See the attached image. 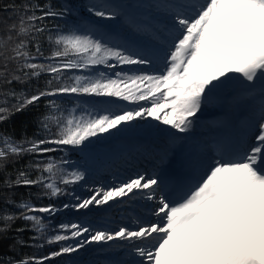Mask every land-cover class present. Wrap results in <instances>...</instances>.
<instances>
[{
    "label": "snow or ice",
    "instance_id": "6c2138e0",
    "mask_svg": "<svg viewBox=\"0 0 264 264\" xmlns=\"http://www.w3.org/2000/svg\"><path fill=\"white\" fill-rule=\"evenodd\" d=\"M126 7L102 0L86 5L89 23L82 26L70 2L4 6L16 18H6L0 35V192L38 187L37 199L70 196L73 202L37 205L6 196L4 204L19 211L0 210V249L12 240L8 252L0 251V264H52L93 244L102 257L98 264H264V0H147L137 6L142 18L128 20L148 39L143 46L113 41L101 23L121 18ZM156 60L163 71H124ZM42 76L48 79L41 86ZM233 76L250 99L259 96L256 132L238 147L218 144L175 200L160 174L87 186V171L71 160L72 152H85L93 141L123 135L148 118L170 126L173 135L187 134ZM64 97L92 102L69 108L58 103ZM41 102L37 135L17 138L7 131L13 117ZM25 157L31 159L21 164ZM77 185L87 186L88 195H77ZM125 198L152 202L156 219L137 217L115 227L82 219L52 223L62 211L106 212ZM16 220L25 222L16 233L36 235L9 237ZM37 240L58 247L43 256L10 255L43 247Z\"/></svg>",
    "mask_w": 264,
    "mask_h": 264
},
{
    "label": "bare ground",
    "instance_id": "6f19581e",
    "mask_svg": "<svg viewBox=\"0 0 264 264\" xmlns=\"http://www.w3.org/2000/svg\"><path fill=\"white\" fill-rule=\"evenodd\" d=\"M115 1L116 0H113L112 4H114ZM127 18H131L132 20H134L132 15H129ZM141 18L142 16L140 15V19ZM131 29L132 28L129 25L128 28L125 29L124 31L127 32L128 34L130 33L137 36V34L131 31ZM144 39L148 40L146 37ZM156 61L154 63H156ZM154 66L156 69L155 71L157 70L163 71L162 65H154ZM124 71H131V70H124ZM219 99H217L216 102H221V99L220 100ZM214 101L215 100L211 99L207 104H211ZM254 104L256 106H259V101H254ZM230 109H231L230 101H228L226 102L225 106L223 105L221 106V109L220 111H218L217 115L214 113L215 116H210L204 120L206 122H209L210 124H213L214 127L220 129V131H216L214 133H207L204 137H197L195 139L193 138L190 139L189 136L186 138L182 137V135L179 136L180 134L173 135L175 130L171 129L170 126L163 125L161 122L153 120L152 118H148L147 120L141 121L138 124L139 128H142L144 130L135 131L134 133L143 132L144 134L150 135L160 132L159 136L165 138L167 145L171 144L173 146L172 148H174V146L178 147V149L180 150V154L178 158L179 162L172 163L176 167V168L172 167L173 170L178 171L177 174H175L174 171L170 168L171 167L170 165L167 168L162 167L161 163L167 152V148H166L167 145H162L156 137H153L154 143L151 146H145L144 150H141L140 148L137 147V142H134L135 140L141 138L140 136L137 137L122 136L121 139L119 140L114 139L113 141H109V143H102V147H104L103 148L104 150L102 149L103 150L102 153L108 155L109 161L107 162L105 168L102 166L103 168L100 167L95 172L98 175L99 180L94 179L93 182H91L87 186H100V185L112 186L129 179V178L115 179L114 181L111 180V182L105 180V176L107 174H111V175L114 174L113 175L114 178L116 176L118 177L117 171L120 172L124 171L122 167H123V163H125V158L123 156H118V154L120 153L121 150L126 151L127 147H131L129 151L125 152V155H129V159L131 160V164L129 165H131L133 168L136 169V172L130 174L132 175V177L135 176L137 173L145 174L148 176H152L154 175V173L160 175L168 174V179L170 181L168 185H170L173 183V180L176 179L177 175H180L182 177L184 173H187L192 176L197 174L201 170L200 169L201 161L208 159L212 155H215L216 152L214 151L213 148L215 146H218V144H224L232 147L233 145L240 146L242 143L251 142L250 138L254 135L256 131V126H254V128L252 129V126L249 123L248 119L245 118L243 120L244 123L243 126H241V124L235 125V122L233 123L230 121L228 123V127H229L228 130L225 128L224 121L226 122L230 120V115H229ZM238 112L239 111L235 113L234 121L236 120V115ZM203 125L204 127L206 126V124ZM132 128H136V127H132ZM204 130H207V126L206 128H204ZM186 141H188L187 144L185 143ZM112 149L116 151L115 154L117 155V157H115L116 155H113ZM101 169H103L102 172ZM100 180L101 181L103 180V184L100 183ZM189 183L190 182H187V180H185L184 178H182L181 180H177V189L185 188ZM85 195H88L86 189L83 196ZM145 205L146 203L143 200L130 201L127 198H125L123 204H114L113 207L107 210L106 212H101V211L99 212L101 216L108 217L107 222L109 218L111 220L114 218L113 219L114 221L111 222L112 224H109V226L107 227H115L117 224H121V223L134 224L137 217H139L141 220L140 214L144 213L146 210H147L146 212L151 211V208L154 207V204H152V202L149 205H147L146 208L144 209ZM142 209H144L145 211L144 210L142 211ZM136 210H137V215L134 214V211ZM97 214L98 213L95 210H93L91 213L87 215L79 214L78 217L80 218L89 217L90 219H92L97 217ZM120 217H122L123 219L121 218V221L117 220V218ZM147 220L149 219H145L141 221H147ZM80 251L84 252L83 253L84 257L83 259H81L82 262L84 263L92 262V264H98L97 261L99 260L100 257H97L96 253H94V251H98V246H96L95 248L88 247Z\"/></svg>",
    "mask_w": 264,
    "mask_h": 264
},
{
    "label": "rangeland",
    "instance_id": "374dc122",
    "mask_svg": "<svg viewBox=\"0 0 264 264\" xmlns=\"http://www.w3.org/2000/svg\"><path fill=\"white\" fill-rule=\"evenodd\" d=\"M112 1L113 0H102V2L110 3V4H112ZM97 2H99V0L94 2V3H97ZM146 2H147V0H116L114 2V4L128 5L130 7H126L123 9L125 15L122 16L121 18H119L115 21H110V22L109 21H102L101 22L105 26V30L109 33L110 38L113 41H116V42L128 41L130 44H132L134 46H143V45L149 43L148 40L144 39L145 36H143V35L137 34V36H136L134 34H130V33L128 34L127 32L124 31L129 26V23H128L129 18H127L129 15H132L133 19L136 21L140 20V15L141 16L143 15L144 10H142L141 8H139L137 6L142 5ZM9 17H11L12 19L16 18L14 16L13 12L10 11V9L8 11L0 10V35H3L5 20H6V18H9ZM12 19H8L7 23H11ZM131 31L133 33H135L133 31V29H131ZM157 61H159V62H157ZM157 61L151 67L145 68L146 70L136 68V67L129 68L127 66L124 67V70H131V71L143 70V71H147V72H156L154 65H162V68H163V62L161 60H157ZM99 70L107 71L106 69H103V68H101ZM117 70H119V69H117ZM77 74H79V73H77ZM257 86H259V82H258ZM67 98L78 99V100L82 101L84 103V105H88L92 102L88 98H75V97H67ZM219 98L221 99V102H216V100ZM211 99L215 100V101L212 102L211 104H205L203 106L202 111L200 113H198V119L195 121V124H194L192 131L187 133V134H180L179 136L182 135V137H185V138L189 136L190 139H192V138L195 139L197 137H204L207 133H213L214 132V125H212L209 122H206L204 120L210 116H215V114L217 115L218 111H220V109H221V106L226 105V102H228V101H230V106H231V109L229 110L230 116H232V114H234L236 110L241 109V111H243L246 119H248L249 123H251L252 129L254 128V126L257 125L256 117L258 116V113H259V106H256L254 104V101H259V96L257 95L255 97V100L250 99L246 89L242 86V84L240 83V81L237 77L233 76L232 79L230 80V82L228 83V85L226 87L220 89ZM141 103H143V102H141ZM124 106L125 107H129V106L132 107L134 105L125 104ZM203 124H206L207 130H204V128H206V126L204 127ZM132 127H136V128H132ZM132 127L129 131H127L123 135H119V136L112 137V138L104 137L101 139L100 142L93 141V144L85 152H82V153L72 152L74 155L77 156V160H75L76 165H78L81 168V170L87 171V185H89L91 182H93L94 179L99 180V177L95 172L102 166L105 168L107 165V162L109 161L108 155H105L104 153H102V151L104 150L103 149L104 147H102V143H109V141H113L114 139L119 140V139H121L122 136L135 137L137 135L143 134V135H141V137H143L145 140L147 138L154 139L153 137H156L158 140H161L164 144L167 145L165 138L159 136L160 132H158L156 134H150V135L144 134L143 132L134 133L135 131L144 130V129L139 128L138 124L137 125L133 124ZM155 135H157V136H155ZM143 138H140V141ZM187 142L188 141H186L185 143L187 144ZM167 147H168V151L169 150L171 151L173 146L171 144H169ZM125 152L126 151L121 150L120 153L118 154V156H123L125 158V163H123V167H122L124 169V171L123 172L117 171L118 172V174H117L118 177L116 176L117 178L116 177L113 178L114 174L113 175L107 174L105 176L106 181L111 182V180L114 181L115 179L130 178V177H132V175H130V174H132L133 172H136V169L133 168L131 165H129V164H131V160L129 159V155H125ZM112 153H113V155H116L115 154L116 151L113 149H112ZM62 155H64V153L58 154V156H62ZM171 156H172L171 153H169V152L166 153V159L167 158L169 159ZM115 157H117V155ZM56 158H57V156H56ZM57 159H59V158H57ZM71 160H72V158H71ZM164 161H165V159H163V162L161 163V165H163ZM102 171H103V169H101V172ZM154 175H156V174L154 173ZM100 183L103 184V180L102 181L100 180ZM104 184H106V183H104ZM86 187L87 186H85V185H77V186H75L74 190H75L77 195L83 196ZM38 191H41V189L39 188ZM62 197H66L67 202H64V203L73 202V200L70 196H62ZM148 203L150 204L151 202H148ZM62 204H60V205H62ZM149 204H146L144 206V209ZM144 209H142V211ZM95 211L98 213L97 217L92 218V219H90L89 217H87V218L81 217L80 218L78 216H79V214H82V213H76V212H73L72 210L62 211L61 213H65V216L59 220L52 221V223H53V225H57L61 222H65V223L68 221L75 222L77 220L82 219L85 221H92L96 227H103V226H109V224H112L111 222L114 221L113 220L114 218L112 220L109 218L108 222H107L108 217L101 216L99 211H97V210H95ZM146 211L144 213L140 214L141 220H145V219L154 220L155 217L151 215V211H148V212H146ZM134 214L137 215V210L134 211ZM120 216H122V215H120ZM121 218L122 217L117 218V220L121 221ZM127 223H129V222H127ZM96 246L97 245L93 244V245H90L88 247L95 248ZM97 252L98 251H94V253H96V256L100 257L99 260L97 261V262H99L102 259V257L99 255V252H98V254H97ZM83 253L84 252L79 251V252L73 253L71 255H64L62 257H58L61 260L59 264H64V263L65 264H92V262L84 263L81 261V259H83V257H84Z\"/></svg>",
    "mask_w": 264,
    "mask_h": 264
},
{
    "label": "trees",
    "instance_id": "16d2710c",
    "mask_svg": "<svg viewBox=\"0 0 264 264\" xmlns=\"http://www.w3.org/2000/svg\"><path fill=\"white\" fill-rule=\"evenodd\" d=\"M98 0H57V2L59 3H63V2H70L71 4L74 5L75 8V12H74V16L77 20L80 21L81 25H87L89 23V21L86 19L87 14L83 11L86 5H90L91 3H94ZM28 0H0V10H4V6L5 5H10V4H14L16 6H20L24 3H27ZM32 2H35V0H32ZM10 11L12 12V10L10 9ZM69 23H71V18L68 21ZM52 24L55 23H60L62 26L64 24V21H52ZM45 48L47 49V45H45ZM48 79L47 76H42L41 79L39 80V85H43L45 80ZM33 87L37 86V83L35 81H33L32 83ZM79 101V103H81L82 105H84V103L78 99H74V98H67L64 97L62 98V100H58V103H63L66 107H72L74 106L77 102ZM45 111L44 108V102H41V105L39 108H30L28 111L23 112V113H18L15 117H13L12 121L5 125L4 127L7 129L8 132L12 133L13 135H15L17 138H20L22 136H28V137H32L34 135L38 134V129H37V125H36V117L37 115H39V113H42ZM39 135L42 136V133H39ZM63 153V152H60ZM59 153L56 154L57 158H59L60 156H58ZM70 158H72V160L76 163L75 160H77V156L74 155L73 153H71ZM31 157H25L24 160L21 161V164H24L25 162H27L28 160H30ZM35 175V173H33V176ZM39 188L38 187H33V188H26V187H19V188H14V189H10V190H5L3 192H0V210H3L5 208H7L9 211L12 212H18L19 210L16 209L15 207L11 206V205H5L4 204V199L6 198V196L11 195L12 198L16 201H21V200H31L34 204H49V203H55L56 205H60L66 201V197H60L58 199H37V193H39L40 191H38ZM31 194V195H30ZM65 216V213H59L56 215V217L52 220V221H56L61 219L62 217ZM25 222L23 220H16L15 223L12 225V229L13 231H10L7 235L9 237H13V236H22L23 239L27 240L29 237L36 235L34 232H24V233H16L15 229L18 227H22L24 226ZM51 234V233H49ZM12 243L11 239H7L4 241V246L2 249H0V251L3 252H8V245ZM36 244H44L43 247H22L19 249V252H12L10 253L11 256H15L16 259H20V257L22 255H24L25 253L28 255H33L35 254L36 256H43L46 253L56 249L58 246L56 245H48L46 243H44L42 240H37L35 241ZM60 258H56L55 260H53L52 264H59L60 263ZM65 264V263H64Z\"/></svg>",
    "mask_w": 264,
    "mask_h": 264
}]
</instances>
